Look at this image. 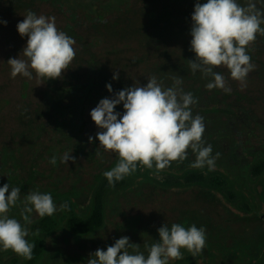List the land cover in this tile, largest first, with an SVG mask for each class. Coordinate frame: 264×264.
<instances>
[{
    "label": "trees",
    "instance_id": "16d2710c",
    "mask_svg": "<svg viewBox=\"0 0 264 264\" xmlns=\"http://www.w3.org/2000/svg\"><path fill=\"white\" fill-rule=\"evenodd\" d=\"M0 1V5L4 6V11L1 10L4 17L0 16V20L7 21L6 26L8 25L7 29L3 30L0 24V33L11 39L15 46L13 54L8 55L10 58H17L20 55L23 49L20 47L23 38H27H22L17 31V24L22 22L27 10L46 16L43 12L45 11L47 17L53 14L56 21L59 18V24H56L57 29L74 39L73 47L76 51L73 62L62 74V78L42 80L44 87L35 108L23 103L28 99V93L24 92L19 98L21 103L16 115L17 130L13 136L20 138V146L10 149L7 144H0V187L8 183L10 188L8 194L12 187H19L22 195L27 184H30L31 190L35 187L48 186L49 177L47 175L49 173L54 176L53 180L61 179L56 182V188L60 189V193L52 196L53 200L68 198V193L73 187L71 186L70 189L63 187L64 179L68 178V173H63V170H71L78 163H72L66 169V164L61 163L60 159L66 152L73 157L82 158L88 164V170H92L91 183L88 185V187L91 186L90 193L100 185L103 189L112 187L113 185H109L102 174L115 166L119 159L118 155L111 152L108 156L107 151L99 148L97 144H92L89 150H86L87 146L76 143L81 141L87 129L92 131L96 129L90 112L101 99L112 98L113 93L131 87L133 84L146 86L147 78L151 75L162 80L166 87L172 86L173 77L183 79L184 91L191 92L198 100L192 108L193 116L200 115V112L204 110L207 111L204 121L208 124L205 125L203 139L206 142L205 146L208 144L212 146L213 156L220 153L219 159L216 160V167L229 170L232 174L234 165L231 166L230 162L238 157V165L235 167H237V178L242 181V184L240 182L238 184L237 179L234 181L237 185L244 186L245 179L240 169L245 163L243 154L249 152L250 146L241 151L237 144L243 140V136L239 135L234 140L231 134L236 131L237 124L232 118L240 119V117L225 114L216 104L217 101L213 102L214 97L220 94L219 89L208 90L206 84L210 78H203L199 71L193 74L189 68L188 61L195 60V53L190 50V28L196 0H121L102 18L81 14L76 9L66 7L69 4L61 3L60 0ZM199 2L205 3L206 0H199ZM238 2L243 6L246 5L247 0H238ZM43 5L50 7V14L42 7ZM257 7H262V5L257 4ZM95 39L100 40V46L95 47L93 44ZM248 54L251 56V61L256 60L257 55H252V48ZM8 66L11 68L10 65ZM259 67L264 74V63H259ZM5 68L8 67L4 66ZM214 70L219 72L218 68ZM114 72L119 73V79L115 81L112 79ZM109 83L112 85L113 93H109L106 89ZM230 95L231 93L223 94L222 99L225 100ZM71 111L77 122V130L73 135L62 123L65 117L70 116ZM114 111L122 115L123 105H118ZM223 114L227 115V118L225 121H219L221 117H224ZM245 123L247 124L241 126L247 125L245 128H248L250 123ZM254 123L259 124L257 119ZM3 131L0 127L1 135ZM74 142V147L70 148L69 146ZM53 156L57 158L55 166L49 163ZM22 158L24 160L20 161ZM105 160L107 164L103 165ZM194 161L195 154L189 150L185 161L172 162L168 168L159 172L183 177V182L186 184L184 187L170 188L174 191L186 190L187 221L189 227L194 224L197 228L206 229L209 264H213L217 257L213 254L212 241H215L216 246L222 244V238L215 237L217 233L232 238L233 243L230 248L235 249V252L229 258L235 260L237 264H242L254 251L260 249L264 241V216L248 211L246 217H236V219L228 217L225 221L234 225L235 231L229 230L230 226L225 225L223 221H221L223 226L220 225L221 215L228 216L231 213L226 212V205L218 201L210 191L203 189L204 174L210 171L207 167L191 168L190 164ZM43 163L47 165V168H42ZM79 167L81 168L80 165ZM149 170L156 171L155 167ZM252 172L254 175L264 174V163L254 166ZM129 179L131 182L127 187H122L123 181L114 184L117 188L121 187L115 191L111 202L124 201L137 196L138 191H145L139 187L140 185L149 186L148 191L150 192L151 187L157 185L146 182L148 180L142 177ZM165 188L168 187L165 186ZM165 193L167 195V191ZM111 202L106 201L105 207L111 206ZM101 209L102 205L97 200L95 210L90 217L86 219L71 217L67 220L68 230L77 236L87 235L86 239L89 241L100 238L114 223L111 216L107 220L105 212L103 213ZM207 210L214 216L205 218L204 211L207 212ZM196 213L200 215L197 218H195ZM55 226L53 217L45 216L37 222L36 230L43 235L49 234ZM242 237L243 242H238V239ZM30 243L35 247L32 259H25V264H38L44 254L43 243L38 239ZM220 247L224 248L223 245Z\"/></svg>",
    "mask_w": 264,
    "mask_h": 264
},
{
    "label": "clouds",
    "instance_id": "9594fccd",
    "mask_svg": "<svg viewBox=\"0 0 264 264\" xmlns=\"http://www.w3.org/2000/svg\"><path fill=\"white\" fill-rule=\"evenodd\" d=\"M258 0H247L241 5L238 0H196L191 15L190 50L195 60H189V68L195 74L199 71L203 78H210L206 84L208 90L220 89L230 93L231 88L224 75L215 71L217 67H226L232 80L245 84L248 74L254 70L248 54L257 36H264V7H257ZM264 4V0H259ZM6 26L7 21L0 20ZM19 35L27 37L26 46L19 58H10L11 76L17 75L40 80H55L69 69L76 51L75 41L56 27L55 17L37 15L27 10L17 24ZM21 55L24 59H21ZM112 79L118 80L119 73L114 72ZM146 86L133 84L113 93L111 83L106 85L112 98H103L90 112L94 124L100 131L95 139L99 148L114 152L118 162L111 170L103 172L109 185L122 181L135 173L138 166L156 171L165 170L172 162H183L188 151L195 154L191 168L216 167L220 153L212 155V146L203 139L204 118L193 116L192 108L198 103L191 92H185L181 77H173V84L166 87L155 75L147 78ZM123 105V114L114 111ZM93 137H89V143ZM61 163L76 158L64 153ZM53 156L49 163L56 165ZM9 184L0 187V247L11 250L26 260H31L34 244L26 237L29 231L20 221L9 218L8 212L20 201L21 189ZM7 194V195H6ZM21 217L25 224H31L30 214L43 218L51 217L57 206L50 193L29 192L23 200ZM60 210L68 209L64 202ZM159 240L150 246L145 245L147 256L140 251V245L130 243L128 237H121L106 250L97 249L90 254L87 264H170L184 259L182 250L192 257L202 255L206 247V229L196 225L184 227L167 223L158 229ZM129 249L132 251L130 252Z\"/></svg>",
    "mask_w": 264,
    "mask_h": 264
},
{
    "label": "rangeland",
    "instance_id": "374dc122",
    "mask_svg": "<svg viewBox=\"0 0 264 264\" xmlns=\"http://www.w3.org/2000/svg\"><path fill=\"white\" fill-rule=\"evenodd\" d=\"M61 3L69 4L66 7H71L76 9L81 14L87 15L89 17H104L108 12L116 7L121 0H60ZM1 2V1H0ZM264 7V4L257 2ZM49 14L50 7L47 5L42 6ZM1 10L4 11L3 4L0 5V16L4 17V13L1 14ZM46 16L47 13L43 11ZM49 17H53L49 15ZM56 21V20H55ZM57 25L59 24L56 21ZM15 24V23H14ZM1 25V29L6 30L7 26L4 28ZM0 33V127L4 130L3 135L0 134V144H7L10 149L19 145V137L13 134L17 130L16 115L18 113V108L20 102V96L24 92L28 93V99L25 100L24 104H29L31 108H35L39 103V95L42 92L44 84L42 80L35 78L33 73V79L29 80L21 75L13 78L11 76V68H9L7 61L10 59L9 56L13 54L14 43L11 39ZM102 38V37H101ZM103 39V38H102ZM27 43V38H23L21 48H24ZM93 44L95 47L100 46V40H94ZM252 55L255 56L256 60L251 61L255 65L253 71H251L246 79L245 84L241 85L239 82L234 81L230 77V72L226 67H217L219 73L225 76L228 87L231 88V95L227 99L223 100L222 95L228 94L223 90H220V94L214 97L213 102L217 101L216 104L219 108L223 110L225 114L237 115L240 119L232 118L237 122L236 131L231 132L233 139L235 140L237 136H243V140L237 144V147L241 151L246 150L249 146V152L243 154L244 162L243 167L240 169L241 173L245 179L244 186L237 185L234 179H237V183L242 184L237 177V167L238 157L236 160H231V166L234 165L232 174L221 167H215L210 173H205L203 189L210 191L218 201H221L226 205V212L231 213V215L222 214L221 221L225 225L230 226L229 230L235 231V226L231 223H227L225 220L229 218L236 219V217L247 216L249 212H255L258 216H264V174L254 175L252 168L256 165L264 163V74L259 67V63H264V36H257L255 43L251 46ZM255 48V49H253ZM261 51H257V49ZM9 55V56H8ZM8 56V59H7ZM15 58V57H14ZM19 58V56L17 57ZM21 59L24 57L21 55ZM4 66L8 68L4 69ZM74 69V67H73ZM22 78V79H21ZM26 82L27 84H25ZM210 95V93H208ZM241 97V98H240ZM74 111V110H72ZM70 112V116L65 117L63 124L66 126V130L73 135L76 133L77 122L74 120L73 112ZM207 111L204 110L200 112V116L204 118ZM221 117L219 121H225L227 115ZM259 122L255 124L254 120ZM249 122V127L241 126L242 124H247ZM62 124V125H63ZM204 124H208L204 121ZM245 129V130H244ZM89 130V132H88ZM244 130V131H243ZM99 129L96 126L94 131L87 129L86 134L82 137L81 141L76 144H84L89 150L92 144H97L99 147V141L95 139L96 133ZM93 137V142L89 143V137ZM74 143L69 147L73 148ZM245 147V149H244ZM108 156L111 152L107 151ZM76 162L74 168L71 170H63V173H68V178L64 179V188L70 189L68 193V198L63 200H53L57 206V211L52 215L55 221V228L49 234H42L36 230V224L41 219L35 211L30 214L31 224H25L20 213L23 208L24 197L31 191H39L41 193H50L52 196H56L60 193V189L56 188L57 180H53L54 176L49 173L48 186L35 187V189L29 188L30 184L25 186L22 195L20 196V201L17 206L12 207L8 212L9 218H15L22 226H25L29 231V236L26 239L31 242L35 239L41 240L44 246V254L38 261V264H87V260L90 254L95 253L97 249L106 250L108 246H111L115 241L121 237H128L130 243L140 245V251L147 256V249L145 245H151L153 242L159 240L158 229L165 223L171 226L173 223H179L184 227H189L188 217V206L186 199V190L178 189L177 191L172 190L170 187H184L186 184L183 182V177L174 176L173 174L165 172H156L149 170L144 167L137 168V171L127 177L122 181L123 186L127 187L131 182L129 178H146V182L155 183L151 187V192L148 191L149 186L140 185L145 191H138L137 196H132L124 201H116L113 203V194L119 188L117 186H112L108 188H102L100 185L92 193L90 175L93 174L92 170H88L87 163L80 157L74 156ZM107 160V157H105ZM20 160V159H18ZM22 158L20 161H23ZM103 163L106 165L107 162ZM230 161V160H229ZM71 160L66 164V169L68 165L72 164ZM81 166V168L79 167ZM42 168H47L45 163L41 164ZM62 176V175H61ZM59 176V177H61ZM1 177V176H0ZM168 187V188H165ZM167 191V195H165ZM167 196V197H166ZM188 199V198H187ZM97 200L102 205L101 211L104 213L108 219H113L114 223L110 229L103 233V235L96 239L89 241L86 239L88 236H77L71 233L67 226V220L71 217H78L81 219H86L90 217L95 210ZM106 201L111 202V206L107 205L105 207ZM64 202L68 203V209L63 211L60 210V205ZM35 213V215H33ZM205 218L213 217V214L204 211ZM33 215V216H32ZM32 216V218H31ZM200 216L198 213L195 214V218ZM224 217H226L224 219ZM223 218V220H222ZM222 222L220 223V225ZM223 226V224H222ZM264 227V220H263ZM264 230V229H263ZM218 234V235H217ZM215 237L217 239L222 238V244L224 248L216 246L215 241L213 243V254L217 257L213 264H237L235 260L230 259L229 256H233L235 249L230 248L232 246L233 240L230 237L221 235L217 233ZM238 242H243L244 238L238 239ZM229 247V250H227ZM131 252L132 250L129 249ZM184 259L180 261H172L170 264H209V254L207 252V246L204 248L202 255L197 257H192L190 253L186 250H182ZM211 256V255H210ZM0 264H25V259L18 256L11 250H4L0 247ZM242 264H264V241L261 244L259 250L254 251V253L249 256L246 261Z\"/></svg>",
    "mask_w": 264,
    "mask_h": 264
}]
</instances>
